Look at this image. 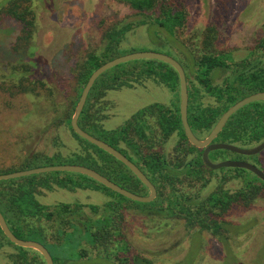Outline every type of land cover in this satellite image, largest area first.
Here are the masks:
<instances>
[{"label": "trees", "instance_id": "1", "mask_svg": "<svg viewBox=\"0 0 264 264\" xmlns=\"http://www.w3.org/2000/svg\"><path fill=\"white\" fill-rule=\"evenodd\" d=\"M120 1L128 2L137 11L135 16L122 19L109 27L104 33L102 46L91 51L75 68L78 98L72 110L67 107L60 117L69 124L73 135L79 140L80 148L65 153L62 150L64 143L56 133L46 147L27 150L18 155L17 161L10 166H0V174L46 165L78 164L97 170L132 192L140 195L150 193L149 188L127 165L81 137L71 125L75 104L93 71L113 58L137 51H123V42L130 32L144 25H149V32L156 30V35H163L169 40L173 51L184 58L190 76L194 77L189 78L186 72L189 89L188 119L197 136L206 137L230 106L258 91L252 81L249 57L243 63L235 65L242 66L240 72L243 73L230 84L224 87L221 84L207 83L208 73H211V79L218 77V74L224 73L223 70L226 71L232 66L228 60L233 59L228 55L218 54L221 52H218L214 45L217 37L214 25L200 31L204 34V40L200 44L189 46L178 36L188 16L181 4L176 5L174 0ZM4 19H12L21 24V34L15 49L30 51L28 53L34 56L35 51H31L30 47L35 49L33 42L37 30V15L31 0H2L0 21ZM178 42L183 44L188 52L179 48ZM262 47L264 49V40L257 48ZM128 62V65H125L126 62L112 67L97 79L79 117V125L88 133L120 150L143 170L158 191L153 201L143 203L132 200L92 177L69 171L0 180V210L11 230L19 238L44 244L52 254L55 264H89L88 260H91L93 255L102 258L97 264H105L103 260L117 264H152L153 261L147 257L129 255L130 244L123 238L125 210L129 206L139 208L149 216L157 215L164 219L182 218L191 230H207L222 240L226 239V224L229 221L225 218L221 220L220 217L227 216L237 206L250 207L264 193V181L258 177V183L250 179L245 172L251 171L244 168H233L231 172H234V175L228 177L225 174L216 189L208 193L204 191L215 172L217 174V170L207 167L204 163V149L196 147L188 140L179 105L171 107L154 102L134 112L122 125L113 129L106 128L104 121L108 115L104 97L107 91L133 87L146 80L164 84L172 91H180V76L171 64L158 59H137ZM183 67L185 68L184 65ZM28 68L32 69L31 65ZM220 69L223 70L218 72ZM243 76L245 78H242ZM24 78L28 79L27 84L23 83ZM40 86L42 90L38 91ZM45 86L42 79L25 76L17 84V91L38 93L40 99L32 100L33 104H30L34 111V108L42 107L41 94ZM205 88L216 98L218 104H204ZM56 93L57 91L50 90L46 95L54 98ZM174 134L178 135V141L173 150L167 152L165 145ZM263 140L264 103L255 101L233 114L214 141L252 147ZM226 151L230 150L212 151L210 157L213 152ZM263 153L264 151L261 154ZM235 154L241 160L257 156ZM235 177L242 179L243 183L239 188L232 191L223 185ZM57 188L101 191L110 196V200L102 205L81 202L48 205L41 202L39 196L44 190L53 191ZM86 208H89V211ZM7 247L12 249L4 255L7 264H47L45 257L38 250L13 243L0 226V253ZM85 260L88 262H82Z\"/></svg>", "mask_w": 264, "mask_h": 264}, {"label": "rangeland", "instance_id": "2", "mask_svg": "<svg viewBox=\"0 0 264 264\" xmlns=\"http://www.w3.org/2000/svg\"><path fill=\"white\" fill-rule=\"evenodd\" d=\"M174 3L181 4L188 14L185 26L179 30V38L189 46L200 44L204 40L200 31L214 25L217 29L214 45L218 52L233 58L228 60L232 65L230 68L236 67L240 58L251 57V52L263 50V47H257L264 40V0H174ZM31 4L37 15L35 49L30 47L35 51L34 56L29 54L30 51L15 49L21 24L12 19L0 21V166L5 167L15 163L18 155L27 150L46 147L56 133L64 143L62 150L65 153L80 148L69 124L60 118L67 107L72 110L78 98L74 70L91 51L102 46L104 33L109 27L122 19L134 17L137 12L128 2L120 0H31ZM148 29L149 25H144L130 32L123 42V51L153 50L168 54L185 66L190 78L184 58L173 51L169 40L156 35V30L151 33ZM177 46L188 52L180 42ZM25 76L45 82L41 109L32 111L30 105L32 100L40 99L38 93L17 91V84ZM23 83L27 84L28 79L24 78ZM225 83H229L228 79ZM50 90L57 91L54 98L46 95ZM104 101L108 115L104 126L113 129L125 123L140 108L154 102L180 106V91L146 80L133 87L109 90ZM204 104L216 105L218 102L215 97L205 95ZM177 141L178 135L174 134L165 145L166 151L171 152ZM211 156L213 162L241 160L231 151L213 152ZM261 159L264 161V153L245 161L264 171ZM222 169L225 170L217 169V174L215 172L204 190L206 193L216 189L225 174L228 177L235 174L231 172L233 168ZM245 174L259 182L254 173ZM242 183L241 178L235 177L223 185L234 190ZM39 199L48 205L60 202L102 205L110 200V196L91 189L57 188L44 190ZM226 217L229 221L226 224L227 238L222 240L207 230L189 229L182 218L149 216L141 209L129 206L125 210L123 238L130 244L129 255L147 257L152 264H264V193L250 207L237 206ZM10 250L7 247L0 253V264H7L4 255ZM88 261L97 264L102 258L93 255Z\"/></svg>", "mask_w": 264, "mask_h": 264}, {"label": "water", "instance_id": "3", "mask_svg": "<svg viewBox=\"0 0 264 264\" xmlns=\"http://www.w3.org/2000/svg\"><path fill=\"white\" fill-rule=\"evenodd\" d=\"M137 59H158L161 61H165L171 64L179 73L180 76V112L183 127L186 133V136L191 144L195 145L196 147L203 148V160L207 167L217 170L222 168H244L250 170L254 174H256L260 179L264 181V171L260 169L257 165L250 163L249 161L245 160H223L219 162H213L210 158V153L215 150L226 149L232 152L241 154V155H256L264 150V140L259 144L252 146V147H242L233 143H225V142H215V138L219 135V133L223 130L224 126L230 119V117L239 111L245 105L258 101L264 100V92H258L251 94L238 102L234 103L230 106L219 118L215 126L212 130L208 133V135L204 138L197 136L189 123L188 119V108H189V89H188V80L185 68L183 65L174 57L161 53L158 51L153 50H141V51H134L131 53H126L120 55L116 58H113L101 66H99L96 70L93 71L91 76L88 79L87 84L85 85L79 102L76 106V110L74 115L71 119L72 128L76 133H78L81 137L87 139L91 143L97 145L98 147L104 149L108 153L115 156L117 159L122 161L125 165H127L142 181L143 183L149 188L150 193L148 195H140L135 192H132L118 183L112 181L105 175L101 174L97 170L78 164H57V165H46L40 167H34L30 169H24L19 171H14L11 173L0 174V180H7L13 178H19L24 176H29L33 174L39 173H46L52 171H69V172H76L82 173L93 179L99 181L103 185L107 186L108 188L138 202L148 203L153 201L157 197V188L153 184V182L148 178V176L143 172V170L134 163L131 159H129L125 154H123L120 150L109 144L108 142L95 137L94 135L85 131L79 125V117L84 109L86 104L88 95L97 81V79L105 73L107 70L111 69L114 66L119 64L137 60ZM0 226L6 236L15 244L23 247L33 248L38 250L46 259L47 264H55L54 259L48 248L40 243L39 241L30 240V239H22L19 238L10 228L4 214L0 210Z\"/></svg>", "mask_w": 264, "mask_h": 264}, {"label": "flooded vegetation", "instance_id": "4", "mask_svg": "<svg viewBox=\"0 0 264 264\" xmlns=\"http://www.w3.org/2000/svg\"><path fill=\"white\" fill-rule=\"evenodd\" d=\"M218 54L219 55L220 54L221 55H227V54H224V53H218ZM247 59L248 58H240V62L239 63H235V64L236 65L237 64H241V63H243L244 60H247ZM249 60H250V65L252 66V68H251V73H252V76H253V80L252 81H253V84L255 85V87L258 89V91L255 92V93L264 92V49L261 50V51H258V52L257 51H255L253 53L251 52V57H249ZM240 67H242V66L239 65V66H236V67H233V68L232 67L231 68H227L226 71L223 70V69H220V70H218V72L223 70L224 73L223 74H218L219 76L215 77L214 79H211L210 78L211 73H208V75H207V77H208L207 81L208 82L207 83H209V84H211V83L221 84V85H223L225 87L226 84H230L240 74V71L243 69V67L242 68H240ZM214 71L215 70H213L212 72L214 73ZM226 79H228L229 83H225ZM205 95L206 96H210V94L206 91V89H205ZM256 102L264 103V100H258ZM262 152H260V153H258L256 155H260ZM260 163L263 164V159L260 160ZM260 169H262V168H260ZM236 189L237 188H235L234 190H236ZM234 190H232V191H234ZM220 218H221V220H223L224 218L226 219L227 217L226 216H221Z\"/></svg>", "mask_w": 264, "mask_h": 264}]
</instances>
